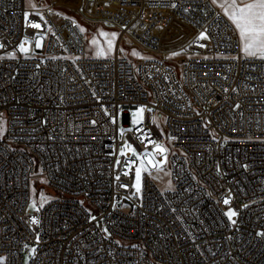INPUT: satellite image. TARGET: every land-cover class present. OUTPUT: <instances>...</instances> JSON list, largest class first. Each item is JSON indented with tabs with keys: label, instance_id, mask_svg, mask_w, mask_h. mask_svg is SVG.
I'll return each instance as SVG.
<instances>
[{
	"label": "built area",
	"instance_id": "1",
	"mask_svg": "<svg viewBox=\"0 0 264 264\" xmlns=\"http://www.w3.org/2000/svg\"><path fill=\"white\" fill-rule=\"evenodd\" d=\"M82 3L120 6L126 14L115 24L151 55L97 58L58 4L0 0L2 264H264V60L244 56L211 0ZM26 12L41 29L26 24ZM150 12L170 13L185 29L165 41L148 28ZM205 30L210 38L197 39ZM25 38L34 46L27 56L18 50ZM138 107L145 116L134 126ZM145 134L166 144L169 181L145 171L137 193L140 161L120 147L153 151Z\"/></svg>",
	"mask_w": 264,
	"mask_h": 264
},
{
	"label": "snow or ice",
	"instance_id": "2",
	"mask_svg": "<svg viewBox=\"0 0 264 264\" xmlns=\"http://www.w3.org/2000/svg\"><path fill=\"white\" fill-rule=\"evenodd\" d=\"M218 0H212V4H217ZM30 6L36 7V5L31 4L30 0ZM172 8H176L177 5L173 3L171 5ZM219 7L223 10L224 16L227 17V19L231 22V24L234 26L235 30L238 32L239 35V46L241 52L244 54L246 58H258L261 60H264V0H219ZM186 12L187 9H184ZM25 20L26 24L32 28L35 29H41L42 25L38 22H32L29 18V13H25ZM41 20L44 19L43 16L40 17ZM46 23V21H45ZM79 27V26H77ZM51 30V29H49ZM80 32H84L85 29L82 27L79 28ZM101 36L105 37V46H100L98 41L96 39H93L91 43L96 46V57H104L108 54H110L113 50V42L115 37L118 35L116 33H106L101 32ZM44 37L39 36L35 40V48L39 49L42 47L41 40ZM210 37L207 34V30L204 32L199 33L197 39L199 40H205L209 39ZM31 42L25 38L24 41H22L18 45V50L20 53L27 56L30 52V48L26 47V44H30ZM205 45L201 44L200 47H204ZM0 47H3L2 44H0ZM135 54V53H134ZM15 52L10 53L8 58L14 59L15 58ZM172 55H179L178 52H173ZM4 57H0V59H3ZM56 57H53L55 59ZM227 58V57H225ZM205 59H208L205 57ZM39 67V65H37ZM238 108L239 105H236ZM149 111H151L149 109ZM145 112L144 107H139L137 110L132 112V124L134 126L141 125L143 120V113ZM105 114L108 115L107 109H105ZM112 123H116V117H112ZM4 121L2 119V116H0V135L3 134V132L6 130L4 126ZM93 124H95V121H92ZM132 129H129L131 131ZM139 130V129H137ZM121 135H123L124 129L121 128ZM145 138L148 141V144H154V150L148 151L145 150L143 153H137L135 149L130 144H125L124 148L121 149V155L124 154L125 148L128 149L133 153L134 156L140 161L139 166L135 169V189L136 192L139 193L141 190V174L142 171H148L151 173L153 170L160 172L163 171V165L166 162V153L167 148L164 147V145L160 143H156L155 141H152L150 138H148L147 134H145ZM143 142V141H142ZM147 149V144H146ZM157 155H160L162 158L160 160H157ZM119 160H117V165L119 166ZM135 163V161L129 160L126 162L125 167H128L130 164ZM244 167H247L245 165ZM127 175V172L124 173ZM119 179V177H117ZM122 187H127V185H121ZM46 198L41 194L40 196V207H43V204L45 202ZM223 203L225 205H228L230 203V199L226 198L223 200ZM29 207L35 211H39L40 208L37 207L36 200H33ZM247 207V205H245ZM225 215L228 217V219L235 224L236 221L232 218L237 215L236 211L229 209L228 212L225 213ZM92 219H95V217H92ZM31 223L38 225L40 221L36 219L35 217L31 218ZM107 231V229H104ZM259 236H264V232L257 233ZM39 239V236L37 235V240ZM118 243V242H117ZM25 247H28L25 245ZM31 253H36L37 249L35 247L31 248ZM4 258L0 257V264H2ZM27 264V262H26Z\"/></svg>",
	"mask_w": 264,
	"mask_h": 264
},
{
	"label": "rangeland",
	"instance_id": "3",
	"mask_svg": "<svg viewBox=\"0 0 264 264\" xmlns=\"http://www.w3.org/2000/svg\"><path fill=\"white\" fill-rule=\"evenodd\" d=\"M25 1L27 5H30V0H25ZM52 2H54L55 4H58V9H60L62 12H64L68 16L74 18L78 22L79 26L85 29L84 33L86 35L88 52L90 55L96 56V46H94L91 43L93 39H96L100 46H105L106 38L100 35L101 32L118 34L114 39L112 52L106 55L108 57H111L116 53H119L121 55H125L128 57L151 55L150 52H147L145 48L141 47V45L137 44V42L133 40L135 39L133 34L127 35L118 27V25L115 24L117 21H119L120 23L124 21L118 18L117 13L126 14L125 10H123L120 6L111 4V6L108 7V6H104V4L102 3L101 4L99 3L90 4V5L84 6V3H82V0H31V4H34V5L37 3L44 5V4L52 3ZM215 5L223 12V10L219 7V0H218V3ZM81 6L84 7V11H87L89 13H94L99 16L105 15L107 22L102 21L98 23H95V22L90 23V22L83 20V18L77 12V9ZM146 18H147V22L150 20L152 23V24L150 23L148 26L151 32L155 34L156 36L160 37L161 39H164L165 41L168 39L170 35H172V33L174 34L175 31L179 29L181 30L185 29L184 25L180 23L179 20H177L175 17L171 16L170 13H167V12L166 13L165 12H150V13H147ZM133 31L139 37L144 38L142 29H140L139 25L134 27ZM30 42H31L30 44L25 45L26 47L30 48V52L28 55H31L34 53L33 41H30ZM41 44H42V47L40 49L43 48V44H44L43 39L41 40ZM163 45H164V41L162 42V46ZM138 108L132 109L130 111V116L132 119H133L132 112H134ZM127 116H128V113L125 114V117H124L125 120ZM144 116H145V112L143 113V120H144ZM121 128H123L124 131L126 129V127H124L122 122L120 124V130ZM126 143L128 144L127 141H123L120 147V154H121V149L124 148ZM160 144L166 147V144H164L163 142H160ZM127 152H131V151L125 148L124 154ZM163 168H164L163 171L157 172L153 176L155 177V180L158 183H161L162 181H169L170 166H169V161L167 158V153H166V162L164 163ZM144 172L145 171H142V174H141V189L143 187ZM134 185H135V182H134Z\"/></svg>",
	"mask_w": 264,
	"mask_h": 264
}]
</instances>
